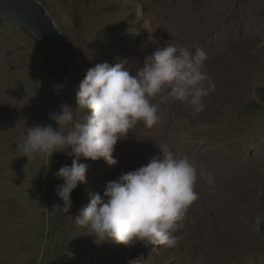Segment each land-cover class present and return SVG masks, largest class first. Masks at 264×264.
Instances as JSON below:
<instances>
[{
	"label": "rangeland",
	"instance_id": "obj_1",
	"mask_svg": "<svg viewBox=\"0 0 264 264\" xmlns=\"http://www.w3.org/2000/svg\"><path fill=\"white\" fill-rule=\"evenodd\" d=\"M2 1L20 6L17 0ZM39 1L68 36L72 66L63 89L55 91L44 48L0 14V264H264V0ZM206 3L209 9L203 11ZM228 30L235 38L224 36ZM245 32L248 36H238ZM167 43L192 54L204 49L205 70L215 84L204 98L206 109L193 114L188 104L166 94L150 98L158 105L159 122L152 128L139 122L118 140L115 164L81 158L87 165L85 191L78 202L74 189L69 214L63 212L54 190L63 181L53 173L70 166L73 157L56 152L51 160L18 158L16 142L34 124L55 128L48 114L61 103L82 119L75 91L88 69L107 61L122 63L135 75L145 57ZM159 145L187 156L197 170L209 158L213 167L207 173L216 181L206 189V173L198 174L194 190L199 195L174 232L177 244L96 243L73 217L94 194L103 196L108 181L162 156ZM221 179L232 185L214 188ZM139 245L146 253L132 255Z\"/></svg>",
	"mask_w": 264,
	"mask_h": 264
},
{
	"label": "clouds",
	"instance_id": "obj_2",
	"mask_svg": "<svg viewBox=\"0 0 264 264\" xmlns=\"http://www.w3.org/2000/svg\"><path fill=\"white\" fill-rule=\"evenodd\" d=\"M207 59L202 48L192 54L167 43L146 56L135 75L122 63L96 64L87 70L75 91L82 119L76 120L72 107L61 103L58 111L48 114L56 127L39 123L28 127L16 142V157L31 160L40 155L51 160L56 152L73 157L70 166L64 165L53 173L63 181L54 189L63 202L60 209L69 214L71 193L86 179L87 165L80 162L81 158H103L109 165L115 164L113 153L118 140L126 138L139 122L148 128L159 122L158 105L150 98L163 93L188 104L193 114L206 109L204 98L215 89L205 70ZM62 89L63 85L54 87L57 92ZM159 147L162 156L154 155L147 164L122 172L106 183L103 196L94 194L77 215H70L96 243L111 240L126 246L134 241L167 247L177 244L174 232L198 198L194 191L197 169L187 156L178 155L167 145ZM206 181L211 186L214 176L206 174Z\"/></svg>",
	"mask_w": 264,
	"mask_h": 264
},
{
	"label": "water",
	"instance_id": "obj_3",
	"mask_svg": "<svg viewBox=\"0 0 264 264\" xmlns=\"http://www.w3.org/2000/svg\"><path fill=\"white\" fill-rule=\"evenodd\" d=\"M13 2L0 0V14L13 19L20 28L28 31L44 48L45 69L53 85H65L70 72L73 58L72 47L68 36L59 20L51 15L46 5L39 0H17ZM138 247V251H137ZM132 255L142 256L148 250L142 245L137 246Z\"/></svg>",
	"mask_w": 264,
	"mask_h": 264
},
{
	"label": "bare ground",
	"instance_id": "obj_4",
	"mask_svg": "<svg viewBox=\"0 0 264 264\" xmlns=\"http://www.w3.org/2000/svg\"><path fill=\"white\" fill-rule=\"evenodd\" d=\"M196 1V0H195ZM204 1H206V0H204ZM215 1V0H214ZM198 2H200V0L198 1ZM201 2H202V0H201ZM190 3V2H189ZM192 3H195V2H192ZM192 3L190 4V5H192ZM204 3V2H203ZM202 4V3H201ZM198 5V4H197ZM188 6V5H187ZM192 6H195L194 7V9L196 8V5H192ZM192 6H189V7H191V9H192ZM200 6V4L198 5V7ZM203 6V5H202ZM201 7V6H200ZM199 7V8H200ZM206 7H208V9H209V5H207V3L204 5V8H203V11H205L204 9L206 8ZM214 7H217V6H214ZM188 8V7H187ZM198 8V9H199ZM189 9V8H188ZM202 9V8H201ZM217 9V8H216ZM207 10V9H206ZM212 10H215V9H212ZM187 11V10H186ZM190 11V10H189ZM193 11V10H192ZM211 11V10H210ZM217 11V10H216ZM200 12H202V10L201 11H199V13ZM207 12H209V10H207ZM192 14L194 13V12H191ZM202 13H205V12H202ZM210 13V12H209ZM208 13V14H209ZM214 13H215V11H214ZM217 13V12H216ZM220 13H221V11H220ZM186 14V13H185ZM188 14V13H187ZM208 14H206V15H208ZM219 14V13H218ZM197 15V12H196V14H195V16ZM199 16L201 15V14H198ZM205 15V14H204ZM205 15V16H206ZM210 15V14H209ZM192 16V15H191ZM194 16V15H193ZM194 16V17H195ZM202 17V16H201ZM207 17V16H206ZM191 18V17H190ZM190 18H189V21H190ZM196 18H197V16H196ZM205 17H203L202 19H204ZM188 19V18H187ZM199 19V18H198ZM201 19V18H200ZM194 20V19H193ZM197 20V19H196ZM195 20V21H196ZM188 21V22H189ZM200 21V20H199ZM191 22V21H190ZM195 23V22H194ZM199 23V22H198ZM197 23V24H198ZM192 24V23H191ZM196 24V23H195ZM200 24V23H199ZM185 26V25H184ZM188 27V26H187ZM218 33V32H217ZM216 33V34H217ZM235 34H236V32L235 31H233V30H228L227 32H224V36L228 39V40H230V39H233V38H235ZM188 36V35H187ZM217 36V35H216ZM221 36V35H220ZM238 36H240V37H246V36H248V33H244L243 35L242 34H239ZM186 37V36H185ZM187 38V37H186ZM213 38V37H212ZM211 38V39H212ZM215 38V37H214ZM221 38V37H220ZM210 39V38H209ZM216 39V38H215ZM222 39V38H221ZM245 39V38H244ZM225 41H226V39H225ZM210 42V41H209ZM213 42V41H212ZM223 42H224V40H223ZM210 44V43H209ZM229 44H231V42L229 43ZM205 46V45H204ZM222 46H223V43H222ZM210 47V46H209ZM233 46H231L230 48H232ZM225 48H226V46H225ZM227 48H228V45H227ZM222 50H223V47H222ZM228 50V49H227ZM193 51V50H192ZM232 51V50H231ZM234 51V50H233ZM226 52V51H225ZM229 53V52H228ZM235 53V52H234ZM233 55V54H232ZM238 57H239V55H238ZM230 58V57H229ZM234 58V57H233ZM233 60V59H232ZM214 63V62H213ZM215 65V64H214ZM211 66V65H210ZM207 67H209V66H207ZM215 67H216V65H215ZM214 67V68H215ZM210 74V73H209ZM222 90V89H221ZM163 99V98H162ZM191 113V112H190ZM198 116V115H197ZM180 122V121H179ZM219 151V150H218ZM221 152V151H220ZM210 154V153H209ZM216 154H217V152H216ZM223 156V155H222ZM191 158V157H190ZM217 158V157H216ZM227 158V157H226ZM226 158H224L225 159V161H226ZM197 159V158H196ZM218 159V158H217ZM220 159V158H219ZM223 159V160H224ZM216 160V159H215ZM221 160V159H220ZM224 162V161H223ZM229 162V161H228ZM232 162V161H231ZM218 163V162H217ZM220 163L221 162H219V165H220ZM226 163H227V161H226ZM201 164V163H200ZM232 164V163H231ZM194 165V164H193ZM207 165H209V166H207ZM223 165V167H224V164H222ZM222 165H220V166H222ZM233 165V164H232ZM197 167V166H196ZM211 167H213L212 166V164H211V162H210V160H209V158H204V161H203V163L200 165V169L199 170H197V178L199 179V176H198V174L199 173H203V174H208L207 172L211 169ZM222 167V168H223ZM235 167H237V166H235ZM226 168H227V165H226ZM214 169V168H213ZM221 169V168H220ZM239 169V168H238ZM218 171H219V169H218ZM230 171V170H229ZM233 171V170H232ZM210 172V171H209ZM223 172H226V171H223ZM241 172V171H240ZM212 173H213V171H212ZM219 173V172H218ZM215 174V173H214ZM200 175V174H199ZM222 175V174H221ZM242 175V174H241ZM216 176V175H215ZM235 175H233L232 177H234ZM201 177V176H200ZM221 177V176H220ZM203 178H205V177H203ZM217 178H219L218 176H217ZM202 179V178H201ZM228 179V178H227ZM215 180H218V179H215ZM220 180V179H219ZM197 181V180H196ZM203 182H206V181H202L201 183H203ZM200 183V182H199ZM207 183V182H206ZM214 183H216V181H214ZM213 183V184H214ZM220 183V182H219ZM219 183H218V185H217V187L215 186L214 188H219V189H224L227 185H232V183L230 182V180L228 181V180H223V179H221V184L222 185H220V187H218L219 186ZM196 184V186H197V183H195ZM204 184V183H203ZM212 184V185H213ZM198 185H200V187H201V184H198ZM216 185V184H215ZM195 186V185H194ZM206 185L204 184V187H205ZM209 186V185H208ZM206 187V189L207 188H210V186L209 187ZM198 187V186H197ZM222 187V188H221ZM203 188V187H202ZM212 189V188H211ZM200 190V188L197 190V191H199ZM204 189H202V191H203ZM209 190V189H208ZM208 190H206V192L208 191ZM225 190V189H224ZM194 191H196V190H194ZM209 191H211L212 192V190H209ZM214 191V190H213ZM201 193V192H200ZM210 193V192H209ZM215 193V192H214ZM202 194V193H201ZM211 194V193H210ZM199 195V194H198ZM207 195V194H206ZM202 196H203V194H202ZM211 197V196H210ZM209 197V198H210ZM213 197H214V195H213ZM208 198V197H207ZM201 201V200H200ZM208 203V202H207Z\"/></svg>",
	"mask_w": 264,
	"mask_h": 264
},
{
	"label": "trees",
	"instance_id": "obj_5",
	"mask_svg": "<svg viewBox=\"0 0 264 264\" xmlns=\"http://www.w3.org/2000/svg\"><path fill=\"white\" fill-rule=\"evenodd\" d=\"M86 181H87V180L85 179L83 185H86ZM75 190H76V195H77V201H78V202H81L82 191H85V189L82 188L81 183H79L78 186H77V188H76ZM89 261H90V260H89Z\"/></svg>",
	"mask_w": 264,
	"mask_h": 264
}]
</instances>
